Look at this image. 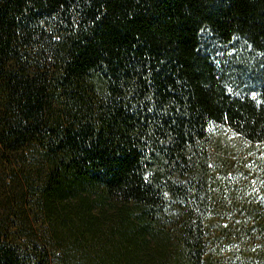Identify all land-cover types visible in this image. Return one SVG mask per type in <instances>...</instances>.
I'll return each instance as SVG.
<instances>
[{
  "label": "trees",
  "instance_id": "obj_1",
  "mask_svg": "<svg viewBox=\"0 0 264 264\" xmlns=\"http://www.w3.org/2000/svg\"><path fill=\"white\" fill-rule=\"evenodd\" d=\"M0 153V264H264V0H0Z\"/></svg>",
  "mask_w": 264,
  "mask_h": 264
},
{
  "label": "rangeland",
  "instance_id": "obj_2",
  "mask_svg": "<svg viewBox=\"0 0 264 264\" xmlns=\"http://www.w3.org/2000/svg\"><path fill=\"white\" fill-rule=\"evenodd\" d=\"M9 157L0 153V224L5 223L14 229L21 223L31 224L34 226L35 233H38V221L33 218L31 211L25 220L19 215L21 210L17 212L18 205L25 208L30 201L26 192H24L23 174L33 176L34 166L31 165L30 161L16 163L13 161L14 159L12 160ZM22 194L24 199H21Z\"/></svg>",
  "mask_w": 264,
  "mask_h": 264
}]
</instances>
